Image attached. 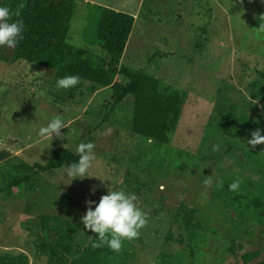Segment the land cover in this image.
Listing matches in <instances>:
<instances>
[{"label":"rangeland","instance_id":"obj_1","mask_svg":"<svg viewBox=\"0 0 264 264\" xmlns=\"http://www.w3.org/2000/svg\"><path fill=\"white\" fill-rule=\"evenodd\" d=\"M89 3L134 16L118 66L130 74L78 64L76 96L56 102L51 93L65 99L69 90L57 89L54 74L0 47V149L12 153L0 161V257L73 264L56 247L57 229L86 244L93 232L81 222L85 201L94 210L109 190L135 193L148 223L108 264L264 263V144H247L257 128L264 135V0H76L68 41L102 56L80 33ZM132 71L181 93L178 126L164 142L130 131L128 103L114 101ZM56 115L67 127L47 147L38 130ZM81 142L95 144L93 177L37 171L56 148L76 152ZM237 177L239 190L230 191ZM182 207L195 209L203 228L180 244L167 237Z\"/></svg>","mask_w":264,"mask_h":264},{"label":"trees","instance_id":"obj_2","mask_svg":"<svg viewBox=\"0 0 264 264\" xmlns=\"http://www.w3.org/2000/svg\"><path fill=\"white\" fill-rule=\"evenodd\" d=\"M0 6H8L11 10L19 9L20 16L13 20L24 23V39L13 50L16 59H23L44 67L56 78L76 75V66L83 64L89 70L95 67L108 68L129 73L128 69H120L119 61L126 46L134 23V16L127 12L110 7L89 3L85 13V24L80 33L88 46H98L107 55L98 56L93 51L71 44L68 30L70 18L76 8V0H0ZM136 76L130 79L114 101L128 103L131 111L126 123L128 129L149 139L164 142L167 135L173 132L179 122L181 112V93L168 90L162 83L145 77L141 71H132ZM264 79V72L258 73ZM76 87L67 92L69 96L56 102H65L74 97ZM66 94V93H65ZM77 93H75L76 96ZM78 155L65 147L56 148L44 164L35 163L37 171H52L68 167L78 160ZM19 181H14L16 185ZM195 209H177L174 223L177 232L173 236L170 231L167 239H174L180 244L187 237L191 242L202 230V225L195 220ZM45 216H41V225L45 226ZM56 247L71 257L73 264H108L111 255H117L107 246L92 248L97 240L92 233L86 244L76 243L73 236L66 235L60 227L57 229ZM246 258V255L243 256ZM0 264H17L13 258H1ZM264 264V263H262Z\"/></svg>","mask_w":264,"mask_h":264},{"label":"clouds","instance_id":"obj_3","mask_svg":"<svg viewBox=\"0 0 264 264\" xmlns=\"http://www.w3.org/2000/svg\"><path fill=\"white\" fill-rule=\"evenodd\" d=\"M242 2V0H241ZM13 16L19 17L20 11L11 10L8 6H0V47L15 48L17 44L24 39V23L22 20H13ZM261 23L260 30L264 31V14L259 17ZM99 55H107L106 52H98ZM80 83L78 75H68L57 80V89L68 91ZM256 101L255 103H257ZM255 122V121H254ZM64 120L60 115H56L47 126H42L38 130V135L49 141L53 138L63 139L61 129L66 128ZM251 147L264 144V135L257 128L252 131L251 139L247 141ZM95 144L92 142H81L76 147L78 160L68 165L66 169L67 177L83 180L90 176L89 169L93 166L96 159L94 153ZM214 146L213 150H217ZM213 179L209 176L203 181L205 190L213 186ZM241 180L239 177L233 180L229 185V190L236 192L239 190ZM217 188H223V181H215ZM93 193L95 189L92 190ZM137 196L135 193H125L124 191H109L102 195L99 203L93 210L92 205L95 201L86 200V213L81 217V222L86 230L95 233L97 240L92 243L91 247L101 248L107 246L113 252L119 253L123 250L125 241H133L139 238L140 230L145 228L148 223V215L136 203Z\"/></svg>","mask_w":264,"mask_h":264},{"label":"water","instance_id":"obj_4","mask_svg":"<svg viewBox=\"0 0 264 264\" xmlns=\"http://www.w3.org/2000/svg\"><path fill=\"white\" fill-rule=\"evenodd\" d=\"M11 154L12 153L8 151L7 149H0V161L10 157Z\"/></svg>","mask_w":264,"mask_h":264}]
</instances>
